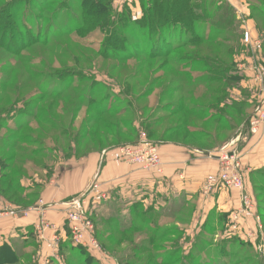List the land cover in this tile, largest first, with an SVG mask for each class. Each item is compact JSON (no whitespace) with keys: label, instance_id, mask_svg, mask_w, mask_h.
I'll use <instances>...</instances> for the list:
<instances>
[{"label":"rangeland","instance_id":"obj_1","mask_svg":"<svg viewBox=\"0 0 264 264\" xmlns=\"http://www.w3.org/2000/svg\"><path fill=\"white\" fill-rule=\"evenodd\" d=\"M231 1H188L183 12L196 29L167 30L160 39L171 46L156 48L161 41L150 39L149 51L168 57L148 62L141 56L124 66L112 59L109 45L115 37L126 38L127 46L141 44L135 22L152 0H106V10L97 7L87 16L76 0H0V174L15 180L9 193L0 183L7 211L39 208L46 186L96 158L83 197L96 251L75 245L67 229L66 243L42 262L36 236L19 232L1 242L16 255L11 264H264V183H256L251 200L263 229L258 224L255 237L244 241L222 239L226 225L221 237L212 223L175 225L180 203L164 208V197L150 205L91 197L100 196L96 172L106 152L132 163L122 149L183 141L222 156L233 151L229 144L240 130H253L251 119L264 98V0ZM64 31L71 34L56 35ZM35 38L40 44L32 45ZM181 125L185 130L174 132ZM263 126L264 120L251 133ZM2 164H8L3 174ZM188 205L183 218L192 220L194 202Z\"/></svg>","mask_w":264,"mask_h":264},{"label":"crops","instance_id":"obj_2","mask_svg":"<svg viewBox=\"0 0 264 264\" xmlns=\"http://www.w3.org/2000/svg\"><path fill=\"white\" fill-rule=\"evenodd\" d=\"M243 131L244 129L240 130L238 137L233 139L234 145H232L243 166L245 187L242 191L216 189L206 194L204 192L206 181L219 172V156L180 141L162 143L156 148L163 161V176L144 170L140 164L123 162L119 154L114 153L115 151L106 152L101 160L103 169L96 172L99 173L101 181L100 196L92 194L91 197L93 201L103 200L105 203L116 200L121 205L126 204V200L131 202L141 200L150 205L154 202L151 201L153 198L164 197L167 202L164 208L174 202L180 203L178 215L180 221L176 220L175 225L185 224L184 228H187L189 225L208 226L212 223L219 230L218 237H221L220 226L226 225L229 229L223 233L222 239L233 236L243 241L249 237L253 239L255 237L253 231H258L257 225L259 224L261 228L260 217L253 208L245 209L243 202L248 199L252 203L256 183L261 182L262 185L264 183V126L256 135L248 130ZM233 142L231 141L229 145L231 146ZM93 157L82 166L81 170L63 172L60 177L46 186L41 193L43 204L39 208L27 212H15L12 208L7 211L8 205L0 199V247L4 244L1 242L6 236L13 238L19 232L31 236L34 234L42 250L41 261L43 262L48 256L53 257L51 241L54 236L60 237V245L66 243L68 239L65 231L67 207L64 202L86 190L92 180L93 167L96 163V158ZM192 202H194V218L188 220L183 218V207L185 213L188 204ZM158 206H154V209H160ZM3 210L5 212H2ZM43 218L48 219L50 224L56 227L46 231L49 242H42L37 234L39 222Z\"/></svg>","mask_w":264,"mask_h":264},{"label":"trees","instance_id":"obj_3","mask_svg":"<svg viewBox=\"0 0 264 264\" xmlns=\"http://www.w3.org/2000/svg\"><path fill=\"white\" fill-rule=\"evenodd\" d=\"M78 2L79 7H81L82 12L85 16L90 15V12H93V9L95 8H101L103 11L106 10L108 7L106 4V0H76ZM153 3L150 4L146 9L147 11L144 13V16L141 20H136L135 24L140 27L139 28V37L143 38L141 44H138L137 46H127L126 45V38L122 39L115 37L114 41L111 42L109 45L112 49L115 50V54L112 55V59L114 61H117L118 65L123 64L125 66V63L130 61L131 59L139 60L141 56H144L141 59H146L149 61H155L156 59L166 58L168 57L169 53L165 55V52L156 49L157 46H163L164 49H168L167 47L171 46L168 44V41H162L160 38L163 34L167 33V30H174L177 31L179 29H185L187 31L189 30H195L196 29V21L195 19L192 20L190 16H188L187 13L183 12V10L186 9V6L188 5V1L192 0H152ZM199 2L200 5H203L206 0H196ZM187 4V5H186ZM228 10H232V8L226 7ZM145 9V10H146ZM98 12V11H96ZM95 12V13H96ZM205 12V10H204ZM207 12V11H206ZM205 12V13H206ZM99 13H101L99 11ZM106 13V12H105ZM100 16V15H99ZM126 15H119V18L121 20V24L124 25V27L127 28V21ZM184 27V28H183ZM125 32H129L127 29H125ZM4 34V33H3ZM68 34H71L69 32ZM65 31L64 32H57V36H69ZM129 34V33H128ZM7 35V34H5ZM132 35V34H131ZM37 40L33 41L34 39L30 40L33 44H40L41 38H35ZM150 39H156L158 44H156L155 52H150V48L154 44H149ZM29 41V42H30ZM46 42V41H45ZM155 42V43H157ZM27 44V43H25ZM24 44V45H25ZM43 46L48 44H42ZM121 45H123V48H121ZM147 48V49H146ZM103 58L110 59L109 54H102ZM153 66V65H152ZM151 66V67H152ZM153 68V67H152ZM128 72H126L127 75ZM128 77V76H127ZM100 115H103V112L99 111ZM246 126V125H245ZM185 126H175L174 132H182L185 130ZM245 128V127H244ZM8 164H2L1 170L2 174L7 170ZM14 178H11L9 174L6 176H2L0 174V183L4 182L8 184V187L6 188V193H9L8 191L13 190V186L15 183ZM3 190V189H2ZM3 191H0L1 193ZM28 198V196L26 197ZM25 200V199H23ZM16 255H14V252L12 250V247L9 245H3L0 248V264H11L14 262ZM13 261V262H12Z\"/></svg>","mask_w":264,"mask_h":264},{"label":"built area","instance_id":"obj_4","mask_svg":"<svg viewBox=\"0 0 264 264\" xmlns=\"http://www.w3.org/2000/svg\"><path fill=\"white\" fill-rule=\"evenodd\" d=\"M246 40H249L246 36ZM257 119V120H256ZM252 133H256L260 122L264 120V98L262 99L259 107L254 113L253 119H251ZM234 145V142L231 146ZM227 149V148H225ZM122 154L127 160L132 163L145 164L147 169H154L158 174L164 173L163 161L155 147L148 148L147 150H141L138 146L127 147L122 149ZM220 162V169L216 176L209 178L204 186V192L206 194L216 189L224 190H244V171L240 157L237 156L235 150L227 151V153L218 157ZM96 188V187H95ZM91 187H88L82 196L76 197L64 205L67 207L66 212V227L69 229L73 243L75 245L82 246L86 249L95 250L98 248L96 235L93 225L89 219L86 211V202L83 201V197L90 191ZM245 209L251 210L252 204L248 199L243 202ZM49 223L45 222V218L41 219V224L37 230L39 239L42 242H49L46 236ZM42 227V228H41ZM56 229L55 226L52 227ZM52 242V249H57L60 245V237L54 236ZM53 249V250H54ZM47 262L46 264H48Z\"/></svg>","mask_w":264,"mask_h":264}]
</instances>
